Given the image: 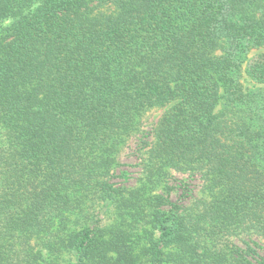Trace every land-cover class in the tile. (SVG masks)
<instances>
[{"label":"trees","instance_id":"trees-1","mask_svg":"<svg viewBox=\"0 0 264 264\" xmlns=\"http://www.w3.org/2000/svg\"><path fill=\"white\" fill-rule=\"evenodd\" d=\"M0 25V264H264L232 242L264 238V0H0Z\"/></svg>","mask_w":264,"mask_h":264},{"label":"rangeland","instance_id":"rangeland-1","mask_svg":"<svg viewBox=\"0 0 264 264\" xmlns=\"http://www.w3.org/2000/svg\"><path fill=\"white\" fill-rule=\"evenodd\" d=\"M8 24V22H3L2 26ZM1 26V25H0ZM254 52V51H253ZM241 82L245 89H256L260 87V85H255L254 82H252L250 79L243 76L241 79ZM264 87V86H263ZM162 109H151L145 113V115L142 118V129L149 130L152 125L156 122V120L159 118V116L162 113ZM142 144L137 142V137H132V139L128 142V145L126 148H124L120 155V162L122 165L116 170V176L112 179V181L119 185V187H138V179L141 173V168L138 164H141V159L139 156L141 153H139L138 148ZM187 183L190 194H194V196H201L202 191L201 190V180L197 174H189L188 172H179V171H172V178L169 182L170 185H172V193L171 198L172 200L179 198L181 196V193L183 192V187L180 186L181 183ZM157 192V191H156ZM186 193V192H185ZM184 193V194H185ZM118 203H111L108 206H103V202H98V204L93 205L92 208L89 209L88 213L90 216L95 217L96 214L99 212L101 208L106 213V222L107 224L115 223L116 221L120 220L119 212L121 211V207L118 206ZM101 212V211H100ZM124 220L126 222H130V216L129 215H123ZM129 224H134L133 222ZM129 228V225L127 226ZM145 229L148 231L152 230V227L149 224H146ZM136 232L139 234V238L135 235L133 236L135 244L134 247V253L138 255L139 258L143 259L145 256L141 253L142 247L145 244V238L143 237V227H137L133 229V232ZM156 234V233H155ZM232 242L237 244L240 247H245L246 243H249L253 246L254 242H257L258 246L256 247L258 255L261 258H264V238L257 237L255 235H242L241 237H234L232 238ZM57 262L59 264H75L76 259L75 256L70 253L64 251L62 254H60L59 259H57Z\"/></svg>","mask_w":264,"mask_h":264}]
</instances>
